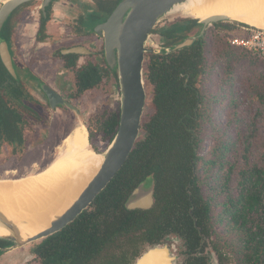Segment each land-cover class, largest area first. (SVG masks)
Returning <instances> with one entry per match:
<instances>
[{"label": "trees", "instance_id": "obj_1", "mask_svg": "<svg viewBox=\"0 0 264 264\" xmlns=\"http://www.w3.org/2000/svg\"><path fill=\"white\" fill-rule=\"evenodd\" d=\"M236 49L260 58L246 49ZM71 61L67 60V67L76 68V60ZM146 66L144 76L152 88L153 112L144 116L141 138L124 167L90 208L61 232L35 244L33 251L41 264H132L144 248L171 235L185 238L193 255L203 253L205 239L214 235L216 197L204 194L205 182L199 175L204 102L200 81L206 72L203 41L172 54H150ZM106 70L112 73L108 66ZM104 74L97 66L83 68L77 73L76 92L94 88ZM186 77H190L189 84H185ZM119 122L120 110L100 129L110 144ZM206 164L214 167L217 161ZM150 175L156 182L154 207L128 211L127 199ZM231 181L229 173L217 183L215 193H228ZM237 193L226 198L225 215L219 216H226L228 232L241 237L240 264H264V165L242 170ZM7 245L0 240V247ZM218 253L219 263L228 264L229 260ZM193 259L190 264H207L204 256Z\"/></svg>", "mask_w": 264, "mask_h": 264}, {"label": "rangeland", "instance_id": "obj_2", "mask_svg": "<svg viewBox=\"0 0 264 264\" xmlns=\"http://www.w3.org/2000/svg\"><path fill=\"white\" fill-rule=\"evenodd\" d=\"M42 3L43 1L40 0L33 3L18 20L15 25L16 46L21 56L29 61L33 69H36L51 84L58 85L60 78L67 77L66 72L63 75L64 70L61 69L60 61H58V53L75 38L71 21L72 18L77 17L79 10L65 0L53 4L52 20L46 25L47 38L39 42L38 31L43 24L40 10ZM2 5L3 3L0 2V8ZM64 16L67 18L65 19ZM61 17L65 20H56ZM185 18L181 15H171L162 19L148 41V48L162 49L163 38L160 31L171 25L176 26L179 20ZM93 22L85 23V26L92 27ZM236 27L231 23L213 25L208 27L203 37L206 72L200 81L204 102L201 106L202 143L199 149V156L203 161L199 166V175L201 181L205 182L204 194L216 197L212 220L214 235L205 239L203 253L207 254L208 258H214L217 264H220L218 251L229 260L228 264H240L241 237L228 232L226 216L219 215L224 214L223 205L226 198L237 196L238 180L242 170L254 164L264 165V60L245 54L242 50H237V47L232 48L229 41L230 35L244 37L243 34L235 31ZM86 35L79 37L81 42L88 40L84 37ZM41 36V39L45 37L43 34ZM85 60V58L81 59V62ZM60 73H63L62 77ZM32 75L34 73L29 70L30 86L34 85ZM120 99L118 78L117 80L107 78L95 90L86 92L82 96L78 101L76 114L68 112L65 116L60 112L49 113L50 123L42 132L43 140L39 146L30 147L24 158H12L4 163L0 157V185L20 182L45 170L61 153L65 138L69 135L71 128L79 122L85 121L84 125L88 129L92 149L98 154H104L110 142L104 138L100 129L120 110ZM152 112L153 108L149 102L145 114ZM211 160H216L217 165L210 167L206 164ZM229 173H231L232 181L228 187V193L217 195L215 193L217 183L222 182ZM36 243L5 253L0 257V264H39L33 259L32 253ZM176 250L179 251L180 256L177 264H185L188 258L185 254L186 248L177 245ZM118 259L115 258V260ZM99 264L108 263L103 261Z\"/></svg>", "mask_w": 264, "mask_h": 264}, {"label": "water", "instance_id": "obj_3", "mask_svg": "<svg viewBox=\"0 0 264 264\" xmlns=\"http://www.w3.org/2000/svg\"><path fill=\"white\" fill-rule=\"evenodd\" d=\"M33 1L36 0H9L0 8V59L15 78L18 77V66L21 62L14 53L13 47L1 38V33L12 14L19 7ZM40 1H43V11H46L51 4L62 0ZM65 1H68L75 9L77 8L80 11L79 14L88 16L86 23L94 21L92 27L84 26L86 32L93 33L104 40V59L110 70L117 76L120 85L121 107L118 132L106 152L100 154L104 156L101 167L87 181L85 188L70 207L63 214L56 215L44 231L24 238L17 225L0 210V226L13 233L0 236V240L9 244L0 248V256L47 239L64 230L90 208L124 167L142 135L148 103L144 76L147 54L167 55L191 47L204 37L208 27L223 23L264 32V28L240 22L226 15H218L203 21L198 20L192 34L171 47L152 50L147 44L158 23L165 17L171 16L170 13L176 5L184 4L188 0H119L110 13L100 11L93 0ZM78 12L77 15H79ZM92 14L98 17L96 21L90 19ZM83 49L85 48H77L71 52L82 54ZM26 73L29 75L28 71ZM42 87L53 108L69 105L50 87L47 85ZM155 189V177L150 175L132 192L126 201L125 208L128 211L151 210L156 202ZM177 243L178 239L173 241L167 239L160 244L150 246L135 264H176L177 257L174 251ZM211 264L217 263L212 261Z\"/></svg>", "mask_w": 264, "mask_h": 264}, {"label": "flooded vegetation", "instance_id": "obj_4", "mask_svg": "<svg viewBox=\"0 0 264 264\" xmlns=\"http://www.w3.org/2000/svg\"><path fill=\"white\" fill-rule=\"evenodd\" d=\"M38 1V0H36ZM36 1L31 3H27L21 7H19L10 17L9 21L5 25L3 32L1 33V38L8 43L13 44L14 53L20 59L21 64H19V71L17 73L18 77L12 76L9 71L3 65L0 59V157L4 163L12 158H24L32 146H39L42 143L43 137L42 132L46 130L50 123L49 113H64L65 116L68 115V112L75 113L78 112V101L82 98V96L86 92H91L95 90L103 80L109 78L117 80L116 75L112 72L109 73L106 70V61L104 60V40L103 38L95 35L89 34L85 32V23L86 17L83 15H78L77 17L72 18L71 21V28L74 31L75 38L70 41V43L63 47L59 53L58 57L61 64V69L64 70V74L60 73V77L67 73V77L63 76L60 78V82L58 85L51 84L48 80H46L42 74H40L36 69H33L29 65V61L26 58H23L19 53L17 46H16V34H15V25L17 24L18 20L22 18L23 14L26 12L27 8L33 5ZM95 4L99 7L100 11L110 13L114 7L117 5L116 1L113 0H94ZM53 4L50 5L43 11V3L40 6V10L43 16V24L40 25V30L38 31V39L39 42H43L47 38L46 32V25L52 19L51 12H52ZM58 12V11H57ZM92 17V18H91ZM90 19L96 20L98 17L92 14ZM66 19L67 17L64 16ZM190 17H186L185 19H181L178 21L176 26L171 25L167 29H163L160 31L161 37L163 38L162 48H167L175 43L183 40L186 36L191 35L192 31L197 24V19H192ZM65 19H56L58 21L65 20ZM68 24V23H67ZM45 36L41 39V35ZM87 34L85 39L87 41L81 42L82 35ZM153 36V32L152 35ZM205 36V35H204ZM10 41V42H9ZM203 41V38L201 39ZM196 42L194 45H196ZM193 45V46H194ZM204 45V43H203ZM103 47V51H102ZM77 48H85L83 49L82 54H74L71 51ZM154 48V47H152ZM157 48V47H156ZM189 49L192 48L188 47ZM185 48L184 50L188 49ZM103 56H102V54ZM146 55L145 65H144V74L146 70V63L148 62V56ZM86 59L85 62H81V59ZM67 60L70 62L71 60H76V68L70 69L67 67ZM103 61V63H101ZM72 62V61H71ZM90 66H97L102 68L105 72L102 81L92 89L87 90L84 93H77L76 92V84L78 82L77 73L85 67ZM34 73V78L32 82L34 85L30 86L28 81L29 76L27 75L26 71ZM63 74V75H62ZM146 81V79H145ZM36 82L38 84H36ZM190 77H186L185 84H189ZM43 85H47L50 87L54 92H56L63 101L67 102L69 105L66 106H53L50 104L47 94L43 90ZM146 91L148 96V101L151 103L152 101V88L149 83L146 81ZM148 102V103H149ZM71 105V106H70ZM76 114V113H75ZM52 163V162H51ZM22 178V177H21ZM8 179V178H5ZM1 180V179H0ZM169 240H179L177 245H182L186 248V253L188 258L185 264H190L194 262V257L204 256L206 258L207 264H211L212 261H217L214 258H208L207 254L202 252L198 254H193L192 251L188 249L187 242L185 238L171 235L170 237L164 239L162 242ZM161 242V243H162ZM181 243V244H180ZM160 244V243H159ZM0 247V248H4ZM150 247L147 246L146 249ZM129 249V248H128ZM145 249V250H146ZM180 249V248H179ZM144 250V252H145ZM202 251V250H200ZM142 252L133 262L135 264L136 261L141 257L144 253ZM177 257L176 264L178 263L180 256L179 251H174ZM33 259L36 262L41 264L40 260L37 259L34 251ZM1 257V256H0ZM121 257V256H120ZM119 257V258H120ZM132 258V255L129 256ZM128 264V263H126Z\"/></svg>", "mask_w": 264, "mask_h": 264}, {"label": "bare ground", "instance_id": "obj_5", "mask_svg": "<svg viewBox=\"0 0 264 264\" xmlns=\"http://www.w3.org/2000/svg\"><path fill=\"white\" fill-rule=\"evenodd\" d=\"M170 15L202 21L226 15L264 28V0H188L176 5ZM84 122L71 128L61 153L45 170L14 184L0 185V210L17 225L22 237L44 231L56 215L70 207L101 167L104 156L92 149ZM12 234L0 226V236Z\"/></svg>", "mask_w": 264, "mask_h": 264}, {"label": "built area", "instance_id": "obj_6", "mask_svg": "<svg viewBox=\"0 0 264 264\" xmlns=\"http://www.w3.org/2000/svg\"><path fill=\"white\" fill-rule=\"evenodd\" d=\"M244 37H231L230 44L233 47L246 49L264 60V32L251 30L247 27H236Z\"/></svg>", "mask_w": 264, "mask_h": 264}, {"label": "crops", "instance_id": "obj_7", "mask_svg": "<svg viewBox=\"0 0 264 264\" xmlns=\"http://www.w3.org/2000/svg\"><path fill=\"white\" fill-rule=\"evenodd\" d=\"M93 2H94V0H93ZM95 3V2H94ZM79 15H81V14H79ZM76 16H78V15H76ZM84 16V15H83Z\"/></svg>", "mask_w": 264, "mask_h": 264}]
</instances>
